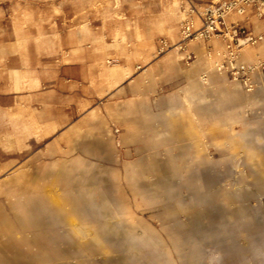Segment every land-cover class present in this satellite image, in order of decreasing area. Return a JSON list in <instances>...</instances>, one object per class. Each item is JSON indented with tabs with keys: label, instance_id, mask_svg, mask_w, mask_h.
Returning <instances> with one entry per match:
<instances>
[{
	"label": "rangeland",
	"instance_id": "obj_1",
	"mask_svg": "<svg viewBox=\"0 0 264 264\" xmlns=\"http://www.w3.org/2000/svg\"><path fill=\"white\" fill-rule=\"evenodd\" d=\"M219 1L0 0V264H264V70L230 66L264 17L185 37Z\"/></svg>",
	"mask_w": 264,
	"mask_h": 264
},
{
	"label": "built area",
	"instance_id": "obj_2",
	"mask_svg": "<svg viewBox=\"0 0 264 264\" xmlns=\"http://www.w3.org/2000/svg\"><path fill=\"white\" fill-rule=\"evenodd\" d=\"M247 5H254L259 14L264 17V0H221L215 4H212L202 13V25L195 27L194 22L186 20L183 24V34L185 37L196 36L200 38H209L214 34H225L228 38V34L225 29L229 28L225 16L233 11L243 12ZM241 27H235L233 29L232 38H229L228 50L230 58L235 56V52L238 46H241L245 42L255 43L263 38V35L254 34L253 32H245L242 37H239ZM231 71L234 75H240L242 73H248L255 71L258 67L264 70V61L256 65H238L235 66L231 61Z\"/></svg>",
	"mask_w": 264,
	"mask_h": 264
},
{
	"label": "bare ground",
	"instance_id": "obj_3",
	"mask_svg": "<svg viewBox=\"0 0 264 264\" xmlns=\"http://www.w3.org/2000/svg\"><path fill=\"white\" fill-rule=\"evenodd\" d=\"M168 10H169V9H168ZM177 15H178V14H177ZM231 15H232V14H231ZM254 15H255V14H254ZM247 16H248V15H247ZM161 19H162V18H161ZM232 19H233V18H232ZM159 20H160V19H159ZM162 20H164V19H162ZM260 20H261V19H260ZM198 21H199V20H198ZM232 21H233V20H232ZM194 22H195V21H194ZM196 23H197V22H196ZM197 25H198V23H197ZM138 32H139V31H138ZM139 34H140V33H139ZM139 36H140V35H139ZM121 38H122V37H121ZM193 38H194V37H193ZM196 38H197V37H196ZM196 38H195V40H196ZM191 40H194V39H191ZM216 40H217V39H216ZM122 41H123V40H122ZM210 41H211V40H210ZM205 42H206V41H205ZM192 45H196V43H193ZM214 46H215V44H214ZM210 47H211V46H210ZM256 47H257V45H256ZM253 48H254V47H253ZM250 49H252V48H250ZM254 49H255V48H254ZM257 50H258V49H257ZM260 50L264 51V44L262 45V47H261ZM201 51H202V50H201ZM242 51H243V54L246 55V56H247V54H249V53L251 54V52H252V50L249 52L248 49H247L246 47H245V48H242ZM254 51H255V50H254ZM256 52H257V51H256ZM199 53H200V52H199ZM201 53H202V52H201ZM205 53H207V52L205 51ZM208 53H209V52H208ZM257 53L259 54V52H257ZM257 53H256V54H257ZM216 54H217V57H218V55H219V56H220V55L223 56L224 51H222L221 49H218L217 52H216ZM201 55H202V54H201ZM205 55H207V54H205ZM252 55H253V54H252ZM254 56H255V54H254ZM256 56H257V55H256ZM202 57H203V56H202ZM214 57H215V56H214ZM257 57H258V56H257ZM215 59H216V57H215ZM215 59H213V58L210 59V58H209V59H208V65L211 66V64H213V62H215V61H216V63H217V59H216V60H215ZM259 60H260V59H259ZM200 61H201V60H200ZM218 61H220V60H218ZM203 62H204V61H203ZM203 62H202V63H203ZM215 65H216V64H215ZM219 65H221L220 62H219ZM117 67H118V66H117ZM117 67H116V68H117ZM208 67H209V66H208ZM212 68H213V67H212ZM186 69H187V68H186ZM218 69H219V68H218ZM118 70H119V69H118ZM202 70H203V68H202ZM206 71H207V70H206ZM110 72H111V70H110ZM110 72H109V73H110ZM194 72H195V71H194ZM187 73H188V71H187ZM218 73H220V72H218ZM17 74H18V73H17ZM111 74H113V71L111 72ZM201 74H202V73H201ZM189 75H190V73H189ZM205 75H206V74H205ZM17 76H18V75H17ZM110 76H111V75H110ZM110 76H109V77H110ZM211 76H212V75H211ZM24 77H25V76H24ZM194 77H196V76H194ZM14 78H15V77H14ZM207 79H208V78H207ZM15 80H16V79H15ZM18 80H19V78H18ZM190 80H191V79H190ZM204 80H205V79H204ZM22 81H23V80H22ZM18 82H19V81H18ZM211 82H212V81H211ZM211 82H210V84H211ZM22 83H23V82H22ZM207 83H208V82H207ZM212 83H213V82H212ZM238 83H239V82H238ZM16 84H17V83H16ZM16 84H15V85H16ZM239 84H240V83H239ZM257 84H259V85H264V83H263V79H261V80H259V81L257 80ZM203 85H204V84H203ZM16 86H17V85H16ZM194 86H196V85H194ZM239 86H240V85H239ZM252 86H253V85H252ZM16 88H17V87H16ZM196 88H197V89L200 88V85H197ZM204 89H205V88H204ZM186 92H187V91H186ZM188 93H189V92H188ZM203 93H204V92H203V90H202L201 93H200V95L198 94V95H199L200 102H201L202 104L207 100L205 94H203ZM196 94H197V93H196ZM184 97H185V96H184ZM222 97H223V96H222ZM193 99H195V98H193ZM193 99H192V97L190 96V100H191L192 102H193ZM227 100H228L227 97H226V98H224V97H223V98H218V103L222 105V104H223L225 101H227ZM198 104H199V103H198ZM202 104H201V105H202ZM146 105H147V104H146ZM202 106H203V105H202ZM218 106H219V105H218ZM148 109H149V108H148ZM193 112H194V111H193ZM210 112H212V111H210ZM197 122H198V121H197ZM32 123H33V122H32ZM23 124H24V123H23ZM35 124H36V123H35ZM31 125H32V124H31ZM34 126H35V125H34ZM50 126H51V125H50ZM50 126H49V127H50ZM22 127H23V126H22ZM19 128H21V127L19 126ZM53 128H55V127H53ZM30 129H31V128H30ZM19 130H21V129H19ZM27 130H28V129H27ZM27 130H26V131H27ZM37 130H38V129H37ZM21 131H22V130H21ZM24 131H25V130H24ZM24 131H22V132H24ZM33 131H34V130H33ZM30 132H31V131H30ZM31 133H32V132H31ZM31 133H30V134H31ZM21 139H23V138H21ZM23 172H24V171H23ZM17 176H18V175H17ZM32 177H33V176H32ZM21 178H22V177H21ZM21 178H20V179H21ZM20 179H19V180H20ZM22 179H23V178H22ZM19 180H18V181H19ZM14 181H15V180H14ZM16 181H17V180H16ZM14 183H15V182H14ZM16 183H17V182H16ZM21 183H22V182H21ZM12 184H13V183H12ZM30 184H31V180H30ZM33 184H34V183H33ZM20 186H21V185H20ZM20 186H19V187H20ZM18 190H19V189H18ZM34 190H35V189H34ZM15 192H16V191H15ZM15 192H14V193H15ZM15 194H16V193H15ZM15 194H14V195H15ZM12 196H13V195H12ZM16 196H17V195H16ZM83 202H84V201H83ZM86 202H87V201H86ZM97 205H98V204H97ZM33 225H34V224H33ZM34 226H35V225H34ZM50 240H51V239H50ZM50 243H54V242H50ZM50 246H51V245H50ZM38 250H39V249H38ZM35 252H37V251H35ZM35 254H36V253H35ZM33 259H34V258H33ZM36 260H37V259H36ZM40 260H42V259H40Z\"/></svg>",
	"mask_w": 264,
	"mask_h": 264
}]
</instances>
